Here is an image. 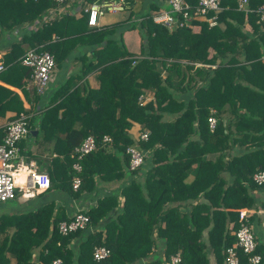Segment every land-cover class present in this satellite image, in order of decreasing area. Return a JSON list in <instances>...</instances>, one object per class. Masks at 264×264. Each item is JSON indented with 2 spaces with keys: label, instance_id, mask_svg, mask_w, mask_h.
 <instances>
[{
  "label": "trees",
  "instance_id": "trees-1",
  "mask_svg": "<svg viewBox=\"0 0 264 264\" xmlns=\"http://www.w3.org/2000/svg\"><path fill=\"white\" fill-rule=\"evenodd\" d=\"M91 1L83 0V10ZM188 1L194 5L197 0ZM263 2L248 0L247 5L255 9ZM57 5L54 0H0V34L41 21L12 44L6 59H17L0 71V79L12 85H21L23 77L31 82V70L21 62L28 48L52 52L56 64L67 55L72 47L67 42L76 35L69 36L66 22L73 17L43 19ZM159 6V0H151L141 13L123 11L128 18L121 24L130 21L134 28L139 20L143 41L138 54L120 37H107L117 24L90 30L91 41L105 42L93 58L81 57L80 73L94 69L99 85L73 86L74 77H69L51 95V105L27 120L30 130L33 126L42 134L38 143L49 144L50 158L27 151L46 169L48 191L79 197L95 191L99 182L119 184L88 205L85 227L67 233L57 225L70 217L61 206L54 208L53 199L23 211L0 212V264H51L56 257L62 264H166L176 252L180 264H210L211 258L225 264L226 248L235 243L243 221L241 208L248 209L244 222L250 224L254 190L264 196V182L252 177L264 169V24L255 10L238 8V0H220V9L207 13L216 14L213 25L202 17L191 20L200 24L198 30L193 24L170 29L152 19ZM15 71L19 81H7ZM0 91L3 109L18 104L17 115L28 112L18 93L3 84ZM33 91L37 93L35 87ZM142 131L148 132L147 139L140 138ZM4 133L3 124L0 141ZM32 134L18 143L36 139L38 133ZM88 134L95 136L97 147L79 160L82 169L76 172L73 150ZM104 134L111 141H103ZM131 145L142 149L150 163L143 175L142 166L129 169L126 148ZM191 171L194 177L188 180ZM76 175L82 180L74 189ZM160 242L163 257L153 255ZM98 245L108 247L109 256L95 259ZM254 252L263 264L264 244L256 241ZM237 254V264H251L249 254L240 248Z\"/></svg>",
  "mask_w": 264,
  "mask_h": 264
},
{
  "label": "built area",
  "instance_id": "built-area-1",
  "mask_svg": "<svg viewBox=\"0 0 264 264\" xmlns=\"http://www.w3.org/2000/svg\"><path fill=\"white\" fill-rule=\"evenodd\" d=\"M58 5L74 0H54ZM168 7H160L152 12V19L155 22L163 23L168 28L177 26L190 25L193 18L204 17L206 21L213 25L216 22V14L208 16L210 10L220 9V0H197L193 5L188 0H163ZM248 0H238V8L243 9L246 13L255 10L258 13L257 21L264 24V2L257 8H249ZM128 6L127 0H93L88 3L84 10L87 15V24L96 26L98 18L106 11H123ZM55 9L49 12L54 13ZM51 14H46V20L51 19ZM21 62L30 68L31 83L38 93H43L55 70V58L52 52L48 50H36L28 48L22 56ZM5 68L4 62L0 59V71ZM140 103H144L143 95L139 96ZM215 109L210 110L208 123L211 129L215 127L216 117ZM30 113L20 112L15 118L4 123L5 133L0 141V202H5L15 198L19 192L26 198L34 197L38 192L44 191L50 187V178L46 171L40 170L32 163L25 161L23 155L19 151L18 141L25 138L30 133L28 126V118ZM148 132L140 133L141 139H147ZM102 140L111 141V137L104 134ZM97 147V140L94 135L88 134L83 140L74 147V155L76 161L72 167L76 172L82 169L80 159ZM126 152L129 155V169H136L143 165L145 161V152L135 145L128 146ZM253 180L256 183L264 182V169L258 170L253 174ZM81 176L76 175L72 180V186L77 189L81 183ZM88 206L80 205L77 207L69 219H62L58 222V229L61 233H67L78 228L85 227L89 222L87 213ZM240 219L243 221L235 231V243L226 248L225 264H237V249L240 248L248 255L251 264H258L261 256L254 252L256 247V238L253 229L244 221L247 219L248 210L241 208ZM110 254V249L104 245L95 246L93 249V257L102 259ZM181 254L179 252L171 255L166 264H180ZM51 264H62L61 257L53 259Z\"/></svg>",
  "mask_w": 264,
  "mask_h": 264
},
{
  "label": "crops",
  "instance_id": "crops-1",
  "mask_svg": "<svg viewBox=\"0 0 264 264\" xmlns=\"http://www.w3.org/2000/svg\"><path fill=\"white\" fill-rule=\"evenodd\" d=\"M128 6L123 11H128L130 9L138 10V13H141L149 8V5L151 3V0H127ZM160 1V7L167 8L168 5L165 1ZM85 2V1H84ZM83 0H74L72 2H67L64 4H59L56 7H53L55 9L54 13L49 12L50 8L44 15L51 14L52 17L54 16H61V15H71L73 17V21L71 19L66 22L67 29L70 30L69 36H74L70 41L67 42V45H72V47L68 50L67 55L57 64H55V70L52 72V77L49 81V84L47 85L45 91L43 93H36L33 91L34 85L28 80L27 77L22 78L21 85H12L10 83H7L0 79V84H3L10 88L11 90L15 91L19 94L21 98L22 105L25 110H28V113H30V117H36L40 116V113L43 109L49 107L51 103H49L51 95L54 93L56 89L60 87V85H63L68 78L74 77L72 81L73 86H76L77 84L87 83L91 87H97L99 85V80L96 76V71L93 69L92 71L86 73L85 75L81 74L80 71L82 69V61L81 57H87V58H93L94 57V51L96 48H99L102 43L105 42V39L101 43H95L91 40L94 38L92 35H90L88 32L90 30H98V29H106L113 27V25L117 24L116 30L114 32L108 33L107 37L109 38H118L120 37L122 39V43L125 45V47L135 54H138L140 52V46L141 42L143 41L140 33H139V27L137 23L138 21H135L136 27L129 28L128 25H130V21L121 24L120 22L127 20V12L123 11H106L103 14H101L98 18V24L96 26H89L85 22V14L86 12L83 10L82 5L84 4ZM249 8L250 6L247 5ZM252 8V7H251ZM133 10V11H134ZM51 17V18H52ZM138 15H133V19L137 18ZM41 21L36 20L32 22H27L24 24H19L17 26H14L11 29L5 30L0 34V59L5 62V67L11 65L13 61L17 59L15 57L14 59L8 61L6 59V55L10 51L12 44L14 42H17L22 39V36L24 34L29 33L32 29L36 28L37 25L40 24ZM200 23V22H199ZM65 23L61 24V28L64 27ZM192 27L195 29L200 28V24L191 22ZM251 28V27H250ZM77 30H82L83 34L75 33ZM73 32V33H72ZM81 32V33H82ZM55 34H53L54 36ZM24 50L27 48L26 43H23ZM23 53V51H22ZM264 60V56H263ZM14 75L10 76V82L14 83L16 81H19L18 74L16 71L13 72ZM69 78V79H70ZM72 86V85H71ZM73 88V87H72ZM2 101L1 99V91H0V126L3 125L5 122H7L10 119H13L17 115L16 106L18 107V104L14 105L13 107L7 106L6 108H2ZM34 119V121H35ZM37 121V120H36ZM35 125V122H34ZM36 130V132L32 135H35L38 133V136L36 139L30 138L25 139L22 144L18 143L19 145V151L23 155L24 160L32 163L35 167H37L40 170L46 171L44 166H40L36 162V158L29 157L27 151L30 150L32 154L39 155L41 154L43 156H46L47 158H50L49 155V144H39L38 140H42V134L41 132H38L37 128L31 127V130ZM30 130V131H31ZM28 138V137H27ZM27 149V150H26ZM55 152L52 153V155ZM61 157V155H60ZM150 166V163L148 159L144 161L140 174H144L145 170ZM193 172H189L188 174V180L193 178ZM127 180V177L122 181V183H125ZM119 183L118 181H111V182H99L97 185V188L95 191L91 192H84L79 197H71L70 195L60 191V190H44L41 192H44L42 195L37 193L34 197L26 198L23 195H21L19 192L17 193L15 198H12L15 200V205L6 206L5 211L7 212H18L23 211L26 209H31L35 206H37L40 201H46L53 199L55 202V209L59 206L62 207L63 213L65 217H70L74 210L79 207L80 205L88 206L90 203H94L97 196L106 194L110 191H112V188L117 186ZM49 189V188H48ZM253 194L256 196V204L255 207H251L249 210V213H254V217L251 219L250 227L255 232V238L257 242H261L264 244V221L262 219L264 215V196L261 195L258 191L254 190ZM8 201V200H7ZM7 202H1L0 206H4ZM247 209V208H246ZM248 210V209H247ZM77 242H74V245ZM163 246L164 243L160 242L157 247L154 248L153 255L163 257ZM13 263V261H12ZM210 264H215L213 258L210 259ZM264 264V263H263Z\"/></svg>",
  "mask_w": 264,
  "mask_h": 264
},
{
  "label": "rangeland",
  "instance_id": "rangeland-1",
  "mask_svg": "<svg viewBox=\"0 0 264 264\" xmlns=\"http://www.w3.org/2000/svg\"><path fill=\"white\" fill-rule=\"evenodd\" d=\"M7 203L4 205V206H0V212H3V211H5V207L6 206H11V205H15V200L14 199H10V200H8V201H6ZM7 212V211H6Z\"/></svg>",
  "mask_w": 264,
  "mask_h": 264
},
{
  "label": "water",
  "instance_id": "water-1",
  "mask_svg": "<svg viewBox=\"0 0 264 264\" xmlns=\"http://www.w3.org/2000/svg\"><path fill=\"white\" fill-rule=\"evenodd\" d=\"M31 132H34V133H35V132H36V130H34V129H33V130H31Z\"/></svg>",
  "mask_w": 264,
  "mask_h": 264
}]
</instances>
